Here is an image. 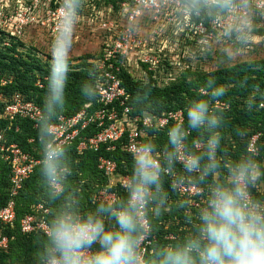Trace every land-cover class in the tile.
Segmentation results:
<instances>
[{"label": "clouds", "instance_id": "9594fccd", "mask_svg": "<svg viewBox=\"0 0 264 264\" xmlns=\"http://www.w3.org/2000/svg\"><path fill=\"white\" fill-rule=\"evenodd\" d=\"M84 8L85 0H60L38 126V174L53 210L46 230L32 237L29 264H264V142L249 150L245 133L242 151L233 154L226 148V114L215 105L232 85L214 79L207 81L206 96L187 103L182 121L167 129L163 145L153 137L137 145L122 192L85 205L82 190L71 183L69 146L57 130L66 107L72 36ZM140 10L144 17L170 14L178 26L204 22L208 33L202 39L213 43L198 49L197 59L214 54L221 65L238 63L264 25L261 0H160L158 7ZM142 30L138 18L129 23L127 35ZM102 75L99 63L89 68V79L80 85L86 102L99 98ZM247 84L242 79L236 86ZM241 106L246 112L264 107V87L253 86ZM193 187L202 193L195 211L191 197L174 203L184 213L186 232L146 252L145 242L170 197Z\"/></svg>", "mask_w": 264, "mask_h": 264}, {"label": "trees", "instance_id": "16d2710c", "mask_svg": "<svg viewBox=\"0 0 264 264\" xmlns=\"http://www.w3.org/2000/svg\"><path fill=\"white\" fill-rule=\"evenodd\" d=\"M89 1L88 4L92 5L96 0ZM104 1L110 5L116 1L122 3L124 0ZM120 9L123 10L121 5ZM202 23L207 27L204 22ZM4 40L5 37L0 35V79H5L9 83L5 86L0 85V93L9 98L13 94H21L42 109L47 81H45L43 88L37 87L36 83L39 78L48 76L51 56L48 59H43L38 53H32L21 38L11 37L10 46L3 45ZM108 47L109 45H107ZM103 52L96 58H84L76 65H72V61H70L71 71L66 90L64 115L72 116L82 109L94 113L103 108L99 98L95 102H86L80 94L81 83L89 79V68L97 64ZM173 53L171 54L173 55ZM179 54L181 56V52ZM137 57L139 55L134 56L127 66H123L119 74L121 85L129 96L126 106L132 108L129 116L147 114L161 116L166 112L179 110L184 113V109L190 100L206 96L207 81L214 79L218 84L232 85L228 95L223 101H219L224 103L225 107L218 108L226 114V127L223 130L227 138L226 148L233 154L242 151L244 144L240 137L245 133L248 137L247 148H249L254 136H258L256 146L264 142V108L262 107L255 112H246L241 106L242 98L253 86L264 87V59L239 62L230 67L199 73L192 79L174 80L161 86L157 75L165 67L167 61L165 60L166 62L157 66L155 70H149V65L143 64L141 60H136ZM137 71H140V75L135 77L133 73ZM242 79H247V86L237 87V82ZM124 109L125 106H121L119 102L108 107L110 111H117L119 116L124 114ZM172 125L174 123H170L160 131L149 130L143 139L153 137L159 144L163 145L167 139V129ZM97 132L98 129L91 127L86 134L94 135ZM0 133L5 135L9 144H17L24 152L30 153L35 158H41L38 128L35 129L32 122L24 119H17L14 122L0 119ZM29 140H33V142H29ZM126 144L125 135L115 143L116 147L111 151L107 150V145H103L99 151L86 150L80 153L77 150V143L69 146L68 155L73 166L71 183L82 190L87 207H91L92 203L96 201L95 195L110 184V180L98 169L100 157L112 159L118 164V171L112 179L109 190L122 192L124 189L119 180L123 176L131 175L132 165V154L126 151ZM38 173L39 166L26 180L23 189L16 198L17 218L15 227H4L2 231L3 235L9 238V247L0 252V264H29L32 237L36 233L23 234L20 229V221L26 215L34 214V208L38 204H43L50 210L47 219L52 214V206L45 199ZM10 177V166L0 159V209L6 206L9 200ZM181 198L184 197L179 194L172 195L169 210L155 221V231L152 234L155 236L153 245L175 241L186 232L187 225L183 219L184 213L174 207L175 201ZM195 209L196 207H193V211Z\"/></svg>", "mask_w": 264, "mask_h": 264}, {"label": "built area", "instance_id": "2783aa9c", "mask_svg": "<svg viewBox=\"0 0 264 264\" xmlns=\"http://www.w3.org/2000/svg\"><path fill=\"white\" fill-rule=\"evenodd\" d=\"M3 7L0 9V35L5 37L2 43L10 46L11 37L21 38L25 33V27L36 24L43 30L49 32L53 38H56L60 23L59 4L60 0H17L15 6L18 11L15 15L9 9L12 8L10 0H0ZM160 0H124L120 5L125 11V23L127 28L130 22L143 17L140 7L150 8L159 6ZM27 16V17H26ZM151 24L154 27H163L168 24L177 22L171 18L170 14L150 16ZM184 24H188L187 21ZM204 25L200 22V27ZM205 26V25H204ZM208 29L207 27H205ZM156 33V31H155ZM116 41L113 42L97 61L102 69L103 86L99 90V100L103 108L94 113L82 109L77 114L68 116L62 114L58 124L59 138L65 141L68 146L77 143V150L83 153L86 150L99 151L103 145H107L108 151L114 150L118 141L126 135V151L133 153L137 145L144 141L143 138L149 130L165 129L170 123H180L184 117L182 110L166 112L161 116L147 114L144 116L131 117L130 106H126L128 94L121 85L119 74L122 67L127 66L134 58L141 60L143 64L149 65V70H155L161 63L150 51L144 49V43L138 36L127 35V29L116 33ZM47 77L39 78L36 86L43 88ZM9 81L0 79V85L5 86ZM205 93V91H203ZM115 102L125 106L124 114L119 116L117 111L108 110ZM217 108L225 107L224 103L217 102ZM264 108V107H263ZM42 115V109L35 102L27 100L21 94H13L10 98L0 93V119H6L14 122L17 119H24L32 122L35 129L39 126V120ZM95 127L98 132L94 135H87L89 128ZM18 130V129H17ZM258 136H254L249 144V150L256 151ZM33 142V140H29ZM0 159L10 166L11 170V189L9 200L3 208L0 209V252L8 249L9 238L3 235L4 227H15L16 223V198L19 196L24 187L26 180L32 175L35 168L39 166L41 158H35L30 153L24 152L17 144H9L3 133H0ZM98 169L110 180V184L101 189L95 199L107 197L111 192L112 179L118 171V164L112 159L100 157L98 160ZM129 176L120 178L123 188L128 183ZM181 197H191L193 207L199 206L198 197L202 193L194 187L184 189L180 194ZM50 210L43 204H38L34 208V214L26 215L20 221V229L23 234L37 233L46 230L47 216ZM170 238H173L170 236ZM155 236L145 242V251L147 252L153 245Z\"/></svg>", "mask_w": 264, "mask_h": 264}, {"label": "rangeland", "instance_id": "374dc122", "mask_svg": "<svg viewBox=\"0 0 264 264\" xmlns=\"http://www.w3.org/2000/svg\"><path fill=\"white\" fill-rule=\"evenodd\" d=\"M10 1L12 8L9 7V9L15 15L18 11L15 6L17 0ZM89 2V0H85V8L73 32L70 51L72 65L80 63L82 59L87 57H98L107 49V45L110 46L117 40L116 33L127 29L126 18L124 17L125 11L123 8V10L120 9V1L110 5H107L104 0H96L92 5L88 4ZM261 2H264V0H261ZM3 5L0 2V9ZM140 19L143 20V30L137 35L141 36L144 49L157 57L161 64L167 61L165 67L157 75L161 86L170 81L184 78L192 79L199 73L237 64L221 65L214 54L197 59V50L203 51L213 43L211 39H202L208 33V29L204 25L200 27V23L197 24L188 20V24L182 26L168 24L163 27H160L161 25L154 27L155 25L150 22V16H143ZM25 28V33L21 39L27 45L28 50L32 53H38L43 59H48L51 56V46L55 39L49 32L36 24ZM240 57L239 62L264 59V25L254 34L250 46L240 53ZM133 74L138 77L140 71Z\"/></svg>", "mask_w": 264, "mask_h": 264}]
</instances>
